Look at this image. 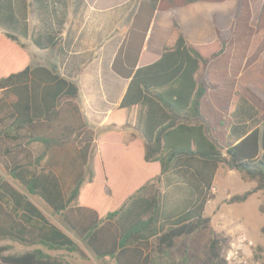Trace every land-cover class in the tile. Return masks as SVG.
<instances>
[{
	"label": "trees",
	"instance_id": "16d2710c",
	"mask_svg": "<svg viewBox=\"0 0 264 264\" xmlns=\"http://www.w3.org/2000/svg\"><path fill=\"white\" fill-rule=\"evenodd\" d=\"M195 4L203 16L200 25L213 32L201 36L203 43L189 44L174 21L157 62L136 69L141 44L136 56L126 54L124 69H118L119 54L114 66L131 82L105 125L133 131L105 134L92 159L91 178L79 179L67 195L59 177L43 165L46 153L76 136L83 143L80 154L86 165L95 131L84 123L78 106L62 111L64 98L79 96L77 84L48 67H33L21 43V37H28L27 28L18 33L9 26L14 0H0V27L5 30L0 35V157L12 156L9 174L29 194L42 198L78 237L48 221L23 193L0 178V193L13 209L41 222L37 244L70 252H79L82 244L97 258L117 264H227L226 240L219 236L210 237L201 260L176 246L212 229L205 212L219 166L257 183L230 203L264 191V112L256 122L241 121V78L237 82L244 61L247 69L259 57L264 60V2L253 25L251 0H154L146 31L156 11ZM33 43L40 50L55 49L60 36L39 35ZM229 125L232 136L223 131ZM35 143L44 147L37 156L31 149ZM168 173L181 178L195 198L163 230V194L157 183ZM24 232L11 231L21 240ZM10 250L0 245L2 264H70L42 248L17 254Z\"/></svg>",
	"mask_w": 264,
	"mask_h": 264
},
{
	"label": "crops",
	"instance_id": "0c3cea01",
	"mask_svg": "<svg viewBox=\"0 0 264 264\" xmlns=\"http://www.w3.org/2000/svg\"><path fill=\"white\" fill-rule=\"evenodd\" d=\"M151 1L154 0H14L15 13L13 23L9 26L18 33L27 28L28 37H21V43L30 54L32 65L33 58L29 50L35 55L40 53L39 48H34L33 38L53 33L60 36L57 48L41 50L53 55L52 66L47 63L39 66L48 67L54 73L77 84L79 88L77 98L64 99L77 100L82 120L89 129L95 131L93 147L86 165L90 161L92 163L99 150L100 139L105 134L133 131L105 125L111 113L121 105L131 82L130 78L119 73L114 66L119 54L118 69H124L121 62L126 54L136 56L141 44L136 69L157 62L173 32L174 21L179 23L189 44L203 43L201 36L209 32L200 25L203 16L201 17L197 4L167 12L156 11L146 31L150 20ZM251 6L253 24L252 2ZM4 34L5 30L0 27V35ZM123 46L124 51L121 54ZM238 57L241 59V56ZM245 64L246 61L238 73L237 82L241 78V121L247 120L250 123L256 122L264 112V60L259 57L247 69ZM204 77H208L207 71ZM0 92L1 97L2 91ZM223 131L227 136L233 135L230 125ZM82 146L83 143L80 150ZM62 148L65 145L51 148L45 158L52 159L53 165H68L66 158L53 160ZM80 150L79 159L84 165ZM53 171L61 180L60 175ZM77 175L76 173V178Z\"/></svg>",
	"mask_w": 264,
	"mask_h": 264
},
{
	"label": "rangeland",
	"instance_id": "374dc122",
	"mask_svg": "<svg viewBox=\"0 0 264 264\" xmlns=\"http://www.w3.org/2000/svg\"><path fill=\"white\" fill-rule=\"evenodd\" d=\"M254 11L253 24L256 23V16L264 0H251ZM257 19V18H256ZM35 50L37 47H35ZM33 65L37 67L41 63L52 66L53 55L39 50L35 55L29 50ZM39 63V64H38ZM1 95V92H0ZM62 111L66 114L68 110L73 111L74 106H78L75 99L62 100ZM82 145L80 138L73 136L68 141L65 148L59 149L55 158H66L68 165L51 164L52 159L45 158L43 165L47 170H55L61 178L65 193L68 195L78 182L80 176L87 182L91 178L92 163L83 165L79 159V150ZM35 156L41 154L44 147L35 143L31 146ZM13 160L10 157H0V178L11 185L13 188L23 193L26 200L32 202L41 210L43 215L52 224L57 225L70 237L78 241L77 235L64 222L63 218L57 214L42 198L31 195L26 188L8 172L7 164ZM50 160V161H49ZM52 170V171H53ZM76 173L77 178H76ZM81 179V178H80ZM158 188L163 194V217L162 229L173 225L172 220L178 215L186 212L194 201L195 195L190 187L178 176L168 173L161 177L157 183ZM257 186L256 182L249 181L242 173L236 170H229L225 165H221L216 173L213 187L208 195L206 206V216L211 220L212 229L203 231L190 239H186L182 244H177L176 248L186 249L195 260L204 258L207 242L213 235L224 238L223 257L227 264H264V191H257L244 202L230 203V199L235 195L244 194ZM75 206V205H74ZM72 210H76L73 207ZM41 222L35 219H28L22 212L13 209L10 199L0 193V245L11 247L9 253H24L36 248H42L45 252L66 259L70 264H117L111 258L99 259L85 245L81 244L79 252L67 250H50L47 247L37 244L38 235L41 231ZM25 230L23 240L11 233ZM245 238L244 243L238 239ZM229 252L237 254V258L230 263L226 256ZM0 264H2L0 262Z\"/></svg>",
	"mask_w": 264,
	"mask_h": 264
},
{
	"label": "built area",
	"instance_id": "2783aa9c",
	"mask_svg": "<svg viewBox=\"0 0 264 264\" xmlns=\"http://www.w3.org/2000/svg\"><path fill=\"white\" fill-rule=\"evenodd\" d=\"M238 242H240V243H244V242H245V238L240 237V238L238 239ZM236 258H237V254L234 253V252H229V254L226 256V259H227L230 263H232Z\"/></svg>",
	"mask_w": 264,
	"mask_h": 264
}]
</instances>
